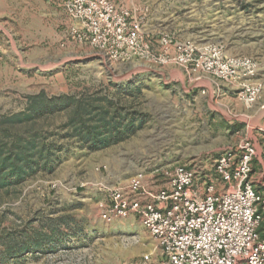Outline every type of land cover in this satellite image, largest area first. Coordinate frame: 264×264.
Segmentation results:
<instances>
[{
    "label": "rangeland",
    "instance_id": "1",
    "mask_svg": "<svg viewBox=\"0 0 264 264\" xmlns=\"http://www.w3.org/2000/svg\"><path fill=\"white\" fill-rule=\"evenodd\" d=\"M109 1L141 47L130 60L81 42L60 0H0V264H159L139 218L103 219L111 192L138 174L166 191L179 166L218 183L216 160L242 142L264 189V0ZM165 38L171 55L195 45L192 66L163 63ZM216 45L253 61L251 80L195 70Z\"/></svg>",
    "mask_w": 264,
    "mask_h": 264
},
{
    "label": "built area",
    "instance_id": "2",
    "mask_svg": "<svg viewBox=\"0 0 264 264\" xmlns=\"http://www.w3.org/2000/svg\"><path fill=\"white\" fill-rule=\"evenodd\" d=\"M62 8L76 23L80 41L97 49L111 63L130 60L141 47L134 33H128L129 14L109 0H60ZM163 63L192 66L195 45L179 46L171 55V41ZM195 70L214 79L251 80L256 64L247 59L229 60L223 46L200 51ZM238 77V78H237ZM261 84L244 85L240 100L248 108L261 97ZM264 109L263 107L261 108ZM255 147L240 143L235 150L221 155L215 162L218 183L196 182V173L185 166L170 174L169 188L148 191L142 175H135L128 185L111 192V204L103 219L136 216L155 240L159 264H264V189L258 192L253 177ZM219 188L223 189L219 194ZM146 263L153 255L144 257Z\"/></svg>",
    "mask_w": 264,
    "mask_h": 264
},
{
    "label": "crops",
    "instance_id": "3",
    "mask_svg": "<svg viewBox=\"0 0 264 264\" xmlns=\"http://www.w3.org/2000/svg\"><path fill=\"white\" fill-rule=\"evenodd\" d=\"M263 164H264V162H263ZM262 229H264V223H263V225H262Z\"/></svg>",
    "mask_w": 264,
    "mask_h": 264
}]
</instances>
